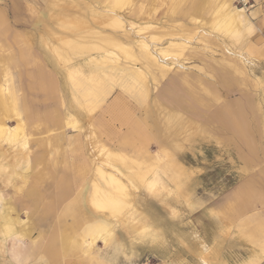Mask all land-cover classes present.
<instances>
[{
	"label": "rangeland",
	"instance_id": "374dc122",
	"mask_svg": "<svg viewBox=\"0 0 264 264\" xmlns=\"http://www.w3.org/2000/svg\"><path fill=\"white\" fill-rule=\"evenodd\" d=\"M250 2L0 0V89L28 139L0 140V264H213L238 228L264 239V0ZM173 95L207 128L180 145L156 128ZM95 183L116 197L106 218ZM4 202L29 238L3 230ZM59 234L72 240L49 247Z\"/></svg>",
	"mask_w": 264,
	"mask_h": 264
},
{
	"label": "bare ground",
	"instance_id": "6f19581e",
	"mask_svg": "<svg viewBox=\"0 0 264 264\" xmlns=\"http://www.w3.org/2000/svg\"><path fill=\"white\" fill-rule=\"evenodd\" d=\"M228 5H229V9L231 8L233 10L232 14H234L235 18H239L243 14L242 11H236L234 9L235 7L233 6V4L231 5V3H229ZM232 6H233V8H232ZM243 20H246V19L243 18ZM48 78L49 79L47 80V82L49 84L44 83V84L41 85V88H42V90H44L48 94H51L53 92V88L54 87L51 86V77H48ZM71 80H73V79H71ZM74 82L76 83L77 86H80V83H79L78 80H74ZM97 87H98V85H97ZM189 87H190V85H189ZM99 93H100V90H99V92H97V90H93L89 97L92 98L94 95L97 96V94H99ZM174 94H176V92H174ZM191 98H192L193 101L197 102L199 105L202 106L201 101H198V99H194L193 97H191ZM171 99L172 100L169 103H170L171 107H172V105H173V107L170 108V110H169V108L165 109L166 107L161 105L162 106V107H160L161 110H160V112H158L159 114L157 115V119H156L157 124H158V125H156V128L159 129L158 132L160 133V135L164 136L166 143L171 144L173 142V139L175 141V144L178 143V142L182 143V141H185L184 140L185 136H188L187 134L191 135V133H193V136H195V134H197L198 132L200 134H204V132L207 130V128L205 129L201 125H197L194 122V120L192 118H190V115H189V117L186 115V114H188L186 110H183L184 112L177 110V109H179V108H181L183 106L180 103L181 101L178 98V95H177V97L175 95H173L171 97ZM156 105L157 104L155 103V106H154V107H156L155 110H157V106ZM0 110L5 114L4 116L13 115L14 118H15V121H16V125H17L15 131L14 130H10V129H8L6 127L4 119L0 118V140L15 141V140H17L18 137H20L21 145H25L28 142V139H26L27 136L24 135V134H26V131H25L26 125H25V123L23 121V117H21V115L19 114L18 110L16 109L15 100H13L12 96L11 95L9 96L8 92H3L1 89H0ZM54 112H55V110L48 112L47 115H46V118H49L52 121L51 123L53 124V126H58L59 125V119H56L57 117L54 115ZM39 125L40 124H36L35 128H37ZM73 127L79 128V126H76V125L73 126ZM46 130H49V128L46 127ZM131 132H134V131H131ZM199 133L197 135H199ZM132 134L134 135L135 133H132ZM136 135H137V133H136ZM127 137H131V136L129 135ZM203 137L205 138V136H203ZM210 139H211V137H208V140H210ZM190 140H191V143L194 142V138L193 139L189 138V140L187 139L186 141L188 142ZM123 142L127 143L126 140L124 141V139H123ZM177 145H180V144L178 143ZM147 164H145V165H147ZM80 168L81 167H77L76 166V172H77L78 175H80V173H82V170ZM80 179L81 178H76V181H80ZM156 182H157V180L155 181V184L154 183L150 184V188H151V190L153 192L157 191ZM110 183L114 186V188L120 189V185L116 181H113V179L110 180ZM68 191L69 190H67V192ZM104 193L105 192L102 191V188H100L98 186V184L95 183L94 184L93 196L91 197V200L89 201V204L92 205L93 208H94V213L99 215L101 217V219H102V217L106 218V213L103 211L104 209L111 210L112 212H114V210H115V212L118 211V205L114 204V201H113V199L116 198V197L112 196L110 199L107 198V197L104 198V195H103ZM61 194H62V192H61ZM58 197H60V196H58ZM68 197H70V196H68ZM76 200H78V199H76ZM74 207H75V210L77 212L78 209H77L76 205ZM1 215H5V216H3L4 226H2V228H4L3 229L4 231L6 230V232H8L11 229L10 232L11 231L13 232V231H15V229H17L16 227H19L18 230H22V229H26V230L20 232L18 237H20V238H29L30 237L32 223L29 222V221L28 222L26 221L24 223L19 222L16 212L14 211V209L11 206H9L7 204V202H4V208L1 211ZM97 218H99V217H97ZM8 225H11V226L9 227ZM103 225L105 226V223H103ZM26 231H28V232H26ZM106 235H108V232H104L103 234H98L94 238L93 237L90 238L89 242L84 243L85 246H86V250L84 249L83 253H85L87 255L90 254L89 253L90 248L94 245L96 239L102 238L103 241H104V244H105V242H106L105 236ZM71 240L72 239L68 238V235H66V234H59L58 236L57 235H53V236L51 235V238L49 240V245H51V246H49V247H52V244H54V243L67 244ZM53 246H55V245H53ZM89 257H91V255H89ZM89 259H91V258H89Z\"/></svg>",
	"mask_w": 264,
	"mask_h": 264
},
{
	"label": "crops",
	"instance_id": "0c3cea01",
	"mask_svg": "<svg viewBox=\"0 0 264 264\" xmlns=\"http://www.w3.org/2000/svg\"><path fill=\"white\" fill-rule=\"evenodd\" d=\"M97 92H99V90H97ZM100 93H102L101 90ZM162 137L164 143H166L164 136ZM132 161L137 164L135 159ZM250 225L251 226L247 228H238L231 238L227 240L222 238L218 245H213L214 247L211 249L213 251L212 261L214 263L216 262V264H264V239H262L263 236L261 233L262 223H259V226L251 223ZM106 227L107 225H105V229ZM255 231L260 232L261 235L257 237V235L253 233ZM106 232L109 233L108 230ZM250 234H254L256 238L250 239L248 236ZM202 263L207 264L203 259Z\"/></svg>",
	"mask_w": 264,
	"mask_h": 264
},
{
	"label": "built area",
	"instance_id": "2783aa9c",
	"mask_svg": "<svg viewBox=\"0 0 264 264\" xmlns=\"http://www.w3.org/2000/svg\"><path fill=\"white\" fill-rule=\"evenodd\" d=\"M243 6L252 7L250 0H239Z\"/></svg>",
	"mask_w": 264,
	"mask_h": 264
}]
</instances>
